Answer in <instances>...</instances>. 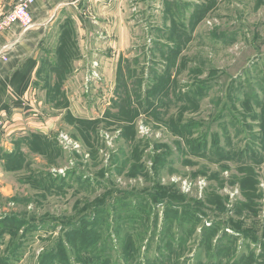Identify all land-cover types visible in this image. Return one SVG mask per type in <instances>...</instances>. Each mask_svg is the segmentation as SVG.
<instances>
[{
	"label": "rangeland",
	"instance_id": "1",
	"mask_svg": "<svg viewBox=\"0 0 264 264\" xmlns=\"http://www.w3.org/2000/svg\"><path fill=\"white\" fill-rule=\"evenodd\" d=\"M85 4L41 48L44 142L0 119V264H264V0Z\"/></svg>",
	"mask_w": 264,
	"mask_h": 264
},
{
	"label": "crops",
	"instance_id": "2",
	"mask_svg": "<svg viewBox=\"0 0 264 264\" xmlns=\"http://www.w3.org/2000/svg\"><path fill=\"white\" fill-rule=\"evenodd\" d=\"M76 1L83 8L87 0L84 2L82 0L80 3L79 0H38L31 6L32 27L26 29L20 24H14L0 33V119L5 118L7 121L10 117L14 125H17L9 131L21 130L16 134L27 132L29 134L38 131L41 133L40 131L44 132L43 130L47 128L44 125L40 129H32L34 126L30 122L32 117L40 115V104L45 100L44 96L37 99L40 89L35 82L37 72L45 61V57H41V48H44V44L50 46L48 38L51 37V31L58 20L57 14L60 8L75 5ZM15 2L11 4L0 0V14L13 8ZM73 20L77 25L78 19L73 16ZM84 34L85 31L82 32L79 28L76 30V36L80 40L81 55L85 57L84 39H80ZM106 35L108 37L109 33L107 32ZM6 121L5 125L8 126Z\"/></svg>",
	"mask_w": 264,
	"mask_h": 264
},
{
	"label": "built area",
	"instance_id": "3",
	"mask_svg": "<svg viewBox=\"0 0 264 264\" xmlns=\"http://www.w3.org/2000/svg\"><path fill=\"white\" fill-rule=\"evenodd\" d=\"M35 1L36 0H18V3L12 9L2 14L0 16V33L14 24H20L25 28L31 27V6Z\"/></svg>",
	"mask_w": 264,
	"mask_h": 264
},
{
	"label": "trees",
	"instance_id": "4",
	"mask_svg": "<svg viewBox=\"0 0 264 264\" xmlns=\"http://www.w3.org/2000/svg\"><path fill=\"white\" fill-rule=\"evenodd\" d=\"M70 37L72 38V35H71V33H68L67 34V36L66 37H63L62 39H61V47H60V49H58V54H57V56H59V58H60V63H59V61H58V63H59V65H63V64H67L68 63V59L71 57V55H69L68 54V52H70L69 50H70V46H73V43H71V41H70ZM69 48V49H68ZM63 60H64V63H63ZM70 60V59H69ZM62 61V62H61ZM62 63V64H61ZM57 64V63H56ZM64 66V65H63ZM58 71V70H57ZM127 117H129L127 114H119V116L117 117V118H127ZM33 135V137H37V138H39V139H41V140H43V142H44V137H43V135H42V133H38V132H32L31 133V136ZM30 137V136H29ZM30 140V139H29ZM42 142V141H41Z\"/></svg>",
	"mask_w": 264,
	"mask_h": 264
}]
</instances>
